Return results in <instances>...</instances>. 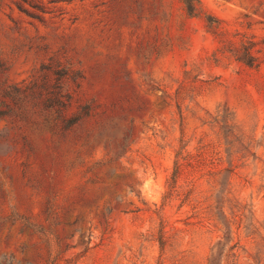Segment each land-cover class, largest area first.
I'll return each mask as SVG.
<instances>
[{
  "label": "rangeland",
  "instance_id": "374dc122",
  "mask_svg": "<svg viewBox=\"0 0 264 264\" xmlns=\"http://www.w3.org/2000/svg\"><path fill=\"white\" fill-rule=\"evenodd\" d=\"M200 1L230 36L264 40V0ZM219 46L179 0H0V264H227L230 247L249 252L219 195L240 165L224 136L222 187L186 170L164 199L181 130L191 153L214 142L202 123L220 107L250 154L236 171L251 185L231 178L243 229L264 222V63H215Z\"/></svg>",
  "mask_w": 264,
  "mask_h": 264
},
{
  "label": "trees",
  "instance_id": "16d2710c",
  "mask_svg": "<svg viewBox=\"0 0 264 264\" xmlns=\"http://www.w3.org/2000/svg\"><path fill=\"white\" fill-rule=\"evenodd\" d=\"M179 2L186 18H203L205 20L207 32L220 45L213 56L215 63L224 59H230L249 69H259L263 65L264 55L262 54L264 51V40L258 42L253 36L243 34L240 35V33L230 36L228 30L223 27V22L220 19L208 14L200 0H179ZM14 4L19 12L27 15L28 17L42 20L43 17L35 16L29 13L20 2ZM40 12L43 16L46 14L42 11V9H40ZM185 74L189 73L185 72ZM205 85L208 88H211L213 83H205ZM178 106L180 110V105ZM62 109H64V107H62ZM62 111L63 110H61V114ZM78 120L79 119H75V121H72L71 124L78 122ZM183 121L184 119L182 120V127L185 125V123L183 124ZM202 125L208 127L207 130L209 135L214 138V142L211 143L210 141H206L205 138L208 137V135H205L198 142V146L195 148V153H191L186 149V147L192 141V137H190L188 141L185 140L184 130H181V146L175 154L173 172L167 184V196L164 198L165 202H169L168 199H171L178 180L186 170L191 173L206 170L204 174H201L200 179L206 177V184L212 189L217 185L222 187L221 182L218 181L217 177L221 174L224 168L221 167V156L220 152H218L215 148V143H219L221 138L224 136L226 144L229 146V155L231 159L237 161L240 165L233 166V168L228 170L229 178L226 187L219 193V195L221 200L228 206L232 224L236 229V236L238 238L237 244L240 245L241 241L244 240L245 243L250 246L249 252L242 249L245 254L244 256L235 252L236 245L230 247L227 255V264H238L241 259H244L245 264H264V222L250 223L249 227L243 229L242 218L244 215H242L241 212H243L244 207L241 206V203L237 198H235V194L232 192V188L234 187L232 183H234V181H231V178H241L236 170L243 166V163L247 161V157L250 156L246 148L242 150L238 149L239 146L237 144L239 143V137L236 136L237 125L235 118L227 109L222 110L220 107H217L214 113H207V117L203 121ZM223 133L225 135H223ZM262 173L263 185L259 188V190H264V171H262ZM238 183L242 187L251 185V182L246 178L240 179ZM228 186H231L229 190H227ZM188 198L189 197H187L186 200ZM205 212L209 218L208 220L213 222L214 228L217 229L219 226L218 222L212 218L210 209H207ZM163 234L164 232L161 231V237L159 239L161 255H163L164 248V242L162 239Z\"/></svg>",
  "mask_w": 264,
  "mask_h": 264
}]
</instances>
